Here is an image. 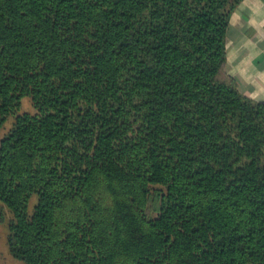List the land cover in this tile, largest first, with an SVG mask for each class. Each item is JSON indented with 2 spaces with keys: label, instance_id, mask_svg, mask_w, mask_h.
I'll list each match as a JSON object with an SVG mask.
<instances>
[{
  "label": "trees",
  "instance_id": "16d2710c",
  "mask_svg": "<svg viewBox=\"0 0 264 264\" xmlns=\"http://www.w3.org/2000/svg\"><path fill=\"white\" fill-rule=\"evenodd\" d=\"M240 1L0 0L13 257L264 264V102L220 78Z\"/></svg>",
  "mask_w": 264,
  "mask_h": 264
},
{
  "label": "crops",
  "instance_id": "0c3cea01",
  "mask_svg": "<svg viewBox=\"0 0 264 264\" xmlns=\"http://www.w3.org/2000/svg\"><path fill=\"white\" fill-rule=\"evenodd\" d=\"M223 69L241 93L264 102V0H241L232 11Z\"/></svg>",
  "mask_w": 264,
  "mask_h": 264
},
{
  "label": "rangeland",
  "instance_id": "374dc122",
  "mask_svg": "<svg viewBox=\"0 0 264 264\" xmlns=\"http://www.w3.org/2000/svg\"><path fill=\"white\" fill-rule=\"evenodd\" d=\"M220 78L223 80H230L232 79L227 74H225L224 69L222 68V72L220 74ZM33 113L34 109L32 107L31 101L28 97H24L21 100L19 113ZM13 123V116L9 117L8 120L4 124V128L1 134L6 133ZM160 189V187H155ZM155 189H152L150 199L146 208V214L148 217H154L157 214V210L159 207V197L154 193ZM34 201V200H33ZM0 264H24L22 261L18 260L17 258L13 257L7 247L6 239H7V225L9 214L7 210L0 204Z\"/></svg>",
  "mask_w": 264,
  "mask_h": 264
}]
</instances>
